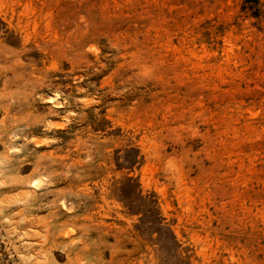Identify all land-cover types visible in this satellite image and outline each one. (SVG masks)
Returning <instances> with one entry per match:
<instances>
[{
	"label": "rangeland",
	"instance_id": "rangeland-1",
	"mask_svg": "<svg viewBox=\"0 0 264 264\" xmlns=\"http://www.w3.org/2000/svg\"><path fill=\"white\" fill-rule=\"evenodd\" d=\"M0 264H264V0H0Z\"/></svg>",
	"mask_w": 264,
	"mask_h": 264
}]
</instances>
